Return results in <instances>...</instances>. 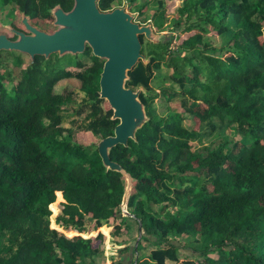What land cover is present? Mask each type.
Masks as SVG:
<instances>
[{"label": "trees", "instance_id": "obj_1", "mask_svg": "<svg viewBox=\"0 0 264 264\" xmlns=\"http://www.w3.org/2000/svg\"><path fill=\"white\" fill-rule=\"evenodd\" d=\"M122 1L98 5L108 11ZM129 2L142 15L153 9L145 17L157 31L176 33L149 40V60L128 72L126 86L143 89L147 120L110 156L133 178L130 214L122 209L125 177L104 165L98 147L120 121L98 122L112 116L99 110L105 59L88 45L82 56L36 55L28 64L23 52L12 51L11 65L0 60V264H127L113 253L123 244L121 253L133 247L130 264H194L182 256L264 264V0H182L173 15L166 0ZM73 4L0 0V9L9 8L11 25L23 13ZM38 24L47 29L46 21ZM211 29L221 44L211 41ZM163 76L171 85L158 92L153 82ZM70 78L81 82L80 100L56 90ZM159 95L168 103L178 98L181 110L168 104L160 111ZM188 117L199 127L186 125ZM210 137L209 145L193 149ZM104 225L109 239L102 232L82 235ZM179 235L193 255L182 254Z\"/></svg>", "mask_w": 264, "mask_h": 264}, {"label": "water", "instance_id": "obj_2", "mask_svg": "<svg viewBox=\"0 0 264 264\" xmlns=\"http://www.w3.org/2000/svg\"><path fill=\"white\" fill-rule=\"evenodd\" d=\"M53 14L54 24L58 28L48 32L33 25L29 15L24 13L22 23L28 32L9 25L18 38L12 40L7 34L0 33V54L4 50L19 51L34 60L36 55L48 58L53 53H83L88 45L94 55L105 59L100 79V97L108 100L114 110L113 118L120 121L114 135L102 139L98 147L104 165L121 172L125 177L122 209L124 214H130L126 206L133 189V178L120 163L111 159L110 149L117 144L128 145L129 139L136 137L137 129L147 120L144 103L140 100L141 89L127 87L126 81L129 78L128 72L139 60L146 61L142 53L141 35L155 42L154 28L151 24L135 21L134 16L124 7L103 11L98 0H75L69 11L56 5ZM142 235L140 232L136 249Z\"/></svg>", "mask_w": 264, "mask_h": 264}, {"label": "rangeland", "instance_id": "obj_3", "mask_svg": "<svg viewBox=\"0 0 264 264\" xmlns=\"http://www.w3.org/2000/svg\"><path fill=\"white\" fill-rule=\"evenodd\" d=\"M166 2H167L166 3V12H167V14L173 15L176 7L179 4H181L182 0H166ZM104 3H106V1H104ZM118 7H124L126 10H128L134 16V20L135 21L140 22L141 24H151L153 26V28H154V33L156 35L155 42H158L159 40H161L164 35H170L171 36V35L176 34L173 31L169 30L170 28H168V30H164V31H157V28L154 26V22L151 19H146V17H145V16H148V17L151 16V14L153 13V9L148 8L146 10V15L145 14L142 15L139 11L133 12V11H131L129 9L130 8L129 0L122 1V4L120 6H118ZM8 12H9V8L5 7V9H0V33H5L8 36H12L13 32L10 30V28H9L10 24H8V21L6 20V16H5V15L8 14ZM29 18H30V22L33 25H35V26H37V27H39L41 29L43 27L40 26L38 23L40 22L42 24V22L46 21L47 24H43V26L48 29V32H53L54 30H56L58 28L54 24L55 16L53 14V10H51L48 13H43L41 15H37V14L29 15ZM145 20H146V23H143L142 21H145ZM48 23H50V24H48ZM11 26L15 27L18 30H22V31L28 32L27 29L25 28L24 24L22 23V16H21V19L18 18L14 24H11ZM47 29H45V31H47ZM192 33H193V31L190 32V33L183 34L182 37H186V36H188L189 34H192ZM141 36L145 37L144 35H141ZM209 36H210L212 42L217 43V44H221L222 38H220V36L218 35V33L216 31H213L211 29ZM148 41L149 40L145 37V44H143V47L146 49V52L143 53L145 55V59H146L145 62H147L149 60V58L147 57V52L149 50L148 49V45H149ZM179 42H180V38H176V40L172 43V47L176 48V46H177V44ZM79 54L82 56L81 53H78V55ZM74 55H77V54H74ZM23 56H24V59H25V64H28L30 62V60H31V57L28 54H26V53H24ZM13 57H14V54L12 53V51L4 50V51L1 52L0 60L3 61V62H6L9 65H11ZM163 73L166 74V70L165 69L163 70ZM169 84L171 85V82L169 80H167L166 76H163L162 78H159V79H157V80H155L153 82V88L156 91L160 92L162 86H168ZM80 86H81V82L79 80L75 79V78L63 79L56 85V90L66 93L67 92L66 89H68L69 91L73 92L74 96L77 99L80 100L82 98V96H83V94H82V92L80 90ZM175 87L178 88V85H176ZM140 89L143 90L142 88H140ZM101 99H102L101 100V104L99 105V110H100L101 115L104 114L106 116L107 115L110 116V112H111L112 116L110 117V119H105V120L104 119H102V120L100 119L98 122L101 123V124H108V123H110V120H112V119L113 120H119V119H114L113 118L114 110L111 107V105L109 104L108 100L105 99V98H101ZM155 103H156V105H157V107H158V109L160 111L163 110V108H165V106H167L168 104L170 106H173L175 109H180L181 110L180 100L178 98L174 99V100H172V101H170L168 103V102H166L164 100V98L162 96L159 95V97L156 98ZM205 108H206V105L202 104L201 106L197 107V110L200 111V112H203V110ZM85 114L86 113H84V115ZM195 120H197V122L199 121L198 118H196ZM67 125H68V123H67ZM186 125H194L195 128L199 127V123L194 124V121H193V119H191V117H188V119L186 120ZM229 132H231L230 129H229ZM83 139L85 141H87V142H91V140H89L88 137H84ZM213 139H214V137H210V138H205L202 141H195V142H193L194 143L193 149L207 146L213 141ZM220 141L221 140H218L217 144ZM62 200H56V203L61 202ZM56 208H58V207H56ZM56 215H57V213L53 211L52 219H54V217ZM52 226L55 227V224H54L53 221H52ZM109 231H110V227H107L106 225H104L103 227L99 228L97 231H95V232H93V233H91L89 235H84V234H82V235L84 237H88V236L91 237V236L98 235L99 232H102L109 239V237H110ZM66 234L69 235V236L79 235V233H75V232H73V234H68V232H67ZM151 238H153V237H151ZM178 241L183 244L181 247L185 248L184 251H183L185 254H189L190 256L194 254V251L189 248L190 246H189V244H187V241L185 240L184 237L179 235L178 236ZM107 243H109L108 240H107ZM157 247L158 246H155V245L151 244V246H149V249L157 248ZM113 252H114V255L117 257V259H121L122 257H124V255H126V252L125 253H121L119 251L118 247H115ZM181 259H193L192 262L194 264H204L203 260L200 259V261H197V259L194 258V257L193 258H185V256L184 257L182 256ZM182 262L185 263L184 260ZM106 264H111V263H110V261H107ZM167 264H177V263L176 262H172V261H168Z\"/></svg>", "mask_w": 264, "mask_h": 264}, {"label": "crops", "instance_id": "obj_4", "mask_svg": "<svg viewBox=\"0 0 264 264\" xmlns=\"http://www.w3.org/2000/svg\"><path fill=\"white\" fill-rule=\"evenodd\" d=\"M62 199H63V195H62ZM139 237V236H138ZM138 239V238H137ZM136 244V243H135ZM123 246H125L124 244L123 245H117L116 247H118V249L122 248ZM136 248V247H135ZM185 248H181L180 251L182 252L183 255H185V253L183 252ZM114 253V252H113ZM125 253V252H124ZM186 255H189V254H186ZM116 257V256H115ZM184 257V256H183ZM117 259V257H116ZM117 260H123V262L127 263V264H130L131 261L133 260V247L130 248V250L128 252H126V255H124V257H122L121 259H117Z\"/></svg>", "mask_w": 264, "mask_h": 264}, {"label": "flooded vegetation", "instance_id": "obj_5", "mask_svg": "<svg viewBox=\"0 0 264 264\" xmlns=\"http://www.w3.org/2000/svg\"><path fill=\"white\" fill-rule=\"evenodd\" d=\"M74 3H75V0H74ZM73 6H74V4H73ZM72 8H73V7H72ZM72 8H71V9H72ZM63 9H64V8H63ZM71 9H70V10H71ZM64 10H65V9H64ZM65 11H69V10H65ZM13 34H14V33H13ZM9 38L12 39V40H16V39L18 38V36L16 35L15 38H11V37H9ZM1 52H2V51H1ZM0 55H1V54H0Z\"/></svg>", "mask_w": 264, "mask_h": 264}]
</instances>
